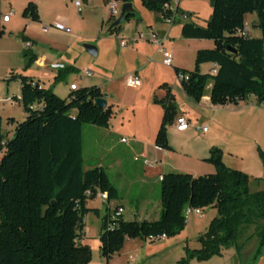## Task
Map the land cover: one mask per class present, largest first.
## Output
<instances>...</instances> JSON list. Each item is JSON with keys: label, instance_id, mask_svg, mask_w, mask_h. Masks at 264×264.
<instances>
[{"label": "trees", "instance_id": "obj_1", "mask_svg": "<svg viewBox=\"0 0 264 264\" xmlns=\"http://www.w3.org/2000/svg\"><path fill=\"white\" fill-rule=\"evenodd\" d=\"M168 1L142 0L156 14L163 11ZM210 3L212 14L207 26L192 21L182 26L184 38L214 41L213 48L197 51L192 70L175 67L177 75H185L181 79L185 93L200 102L212 77L213 105H238L250 95L259 104L264 103V0H210ZM179 9L187 12L180 6ZM254 13L261 37L242 33L246 15ZM22 15L33 21L41 20L34 1L27 3ZM136 17L133 10L124 21ZM120 26L110 28L109 32L114 33ZM4 33L5 23L0 16V36ZM22 40L27 42L29 38L23 35ZM22 56L26 71L37 54L29 48L23 50ZM209 62L218 65L216 74L201 71L200 65ZM10 74V79L21 82V96L15 100L21 102L27 117L17 122L13 136L7 139L0 116V264H89L92 248L80 238L89 213L101 217L100 252L109 261L129 238H169L180 234L187 225V210L207 207H215L218 213L200 237L202 248H187V258L178 264H189L194 257L207 260L221 255L223 248H240L239 240L251 225L255 226L258 238L252 256H263L264 191H251V176L228 166L220 147H212L205 159L215 166L213 173L195 176L172 171L162 175L159 218L125 219L123 214L115 215L122 206L111 210L109 205L110 201L120 199V193L106 169L103 166L85 169L84 125L109 127L114 115L113 105L103 108L95 103L104 96L102 89L97 85L84 86L72 90L67 99L23 72ZM155 101L164 108L155 145L173 150L167 131L177 115L174 97L168 93ZM259 155L264 163V151L260 150ZM98 192L108 196L104 215L100 209L88 206Z\"/></svg>", "mask_w": 264, "mask_h": 264}, {"label": "rangeland", "instance_id": "obj_2", "mask_svg": "<svg viewBox=\"0 0 264 264\" xmlns=\"http://www.w3.org/2000/svg\"><path fill=\"white\" fill-rule=\"evenodd\" d=\"M33 1L37 3L38 0ZM44 1L45 24L50 25L51 28L47 34H42L38 26H33L30 29L39 38L37 45L38 47H47L50 44L60 46L63 53L66 54V58L73 59L71 64L77 67L75 69L70 67L67 70H58L57 76L59 77L53 79L55 85H51L49 88H52L55 93L58 92L61 97L68 99L72 91L71 81L75 82L79 88L87 85H99L103 88L104 93L109 95L113 104L114 115L109 127H100L93 124H85L83 127L85 169L96 166H103L106 169L111 180L119 189L120 199L118 201L128 208L125 214L126 217L136 218L132 212L136 207L146 204L147 201L153 206L159 205L161 201V180L159 177L164 168L158 162L156 166L145 165L138 149V136L140 133L148 136L151 125L158 118L152 105L156 103L157 96L162 93L159 85L163 82H169L175 88L179 112L184 109L189 111L191 109V111L194 110L209 118L211 116L215 117L214 121L210 122L209 133L206 132V134L214 135L213 138L218 147L226 152L237 153V156L233 157V161L227 154L228 164L233 163L238 166V169H247L252 172V175L259 177L258 180H255V177L251 178V191L264 190V179H262L264 178V163L259 155L260 150L264 151V125L261 127L260 125L251 126V124L243 125L245 115H240L242 119H238L236 118L237 113L233 115L230 112L234 104H232L233 106H223L219 112L194 106V102L192 103L184 94L182 88L178 87L177 76L174 71L175 66H182L185 69L195 67V57L190 47L174 45V48H170L174 51L172 66L165 65L162 55H157L150 64L145 76H141L144 85L140 88L130 87L126 84L125 77L137 64L136 53L129 47L120 49L119 40L114 33L110 34L109 32V28L120 15L122 5L118 7L119 15L115 17L116 19L111 18L103 22L106 13L109 11V1L111 0H90L89 5L86 0H82V11L78 10L74 0ZM6 2L5 0L0 1V16L2 17L12 7L14 10L11 15L12 22L14 20L18 21L17 10L22 0L10 1L11 5ZM183 2H186L185 6L198 8V17L179 21L176 24L192 21L200 26H207L212 13L210 0H183ZM132 3L137 13V18L134 19L138 20L141 18V14H144V23L154 20L156 13L146 8L142 0H133ZM61 14L68 15L78 21V28L68 26L71 28L72 34L60 32L53 28L54 20ZM254 15L256 14L254 13ZM253 20V18L248 20L249 34L257 37L255 34L259 31V37H261L262 32L255 28L256 21ZM19 34L12 36L9 33L3 38L11 40L9 46L0 44V66L7 49H11L12 64L15 68L22 64V55L19 49L22 47L23 42ZM0 38L2 37L0 36ZM86 44L95 45L98 50L100 48V52L97 55L89 53L85 47ZM177 55L181 57V63L176 61ZM209 68L210 65H206L203 70ZM37 69L40 68L37 67ZM84 69L92 70L93 74L84 76ZM7 75L6 69L0 67V97L3 96L5 91L2 83L8 82V78L6 80ZM68 78H70L69 82H67ZM212 82L213 78L210 77L209 86ZM241 102L242 105L255 104L257 99L254 95H250L247 100ZM1 103L4 102L0 100ZM262 104L264 106V103ZM7 112L8 114H14L19 120L23 118V109L19 103H16V105L10 104L4 114H7ZM255 122L258 123V119ZM4 132L7 134L6 138L8 139L9 128L6 127V122L4 123ZM204 135V133L197 131L196 134H190L186 138L176 136L173 139L181 147L187 144L197 146L204 142ZM123 138L128 142L123 141ZM137 157L139 159H136ZM173 158V164L176 166L174 168H183L188 164L186 156L182 154H174ZM213 172L204 171L201 175ZM98 204L99 199L89 200L90 206ZM103 204L107 205L106 202H103ZM110 207L113 210L115 206L110 205ZM215 213L213 207L205 208L202 216L191 212L187 215L188 221L185 229L180 234L167 238V240L158 239L153 242H146L144 239L139 238L143 245L152 247L154 250L162 246L166 247L159 250V252H151L149 255L144 252L136 257L137 242H128L123 250L116 253L109 261L104 258L100 252L99 240L101 217L96 216L94 213L86 215L85 228L80 233V238L83 243L88 242L92 248L91 264H126L128 260L130 264H178L181 259L187 258V248H202L200 237L208 231L213 217L217 216V214L214 216ZM254 233L255 226L251 225L244 231L239 240L240 248L236 246L223 248L221 255H214L207 260H199L194 257L190 259L189 264H261L262 257L252 256L258 243V238ZM131 254L134 259L129 257Z\"/></svg>", "mask_w": 264, "mask_h": 264}, {"label": "crops", "instance_id": "obj_3", "mask_svg": "<svg viewBox=\"0 0 264 264\" xmlns=\"http://www.w3.org/2000/svg\"><path fill=\"white\" fill-rule=\"evenodd\" d=\"M10 1H16V0H7V2L5 0L6 3L11 5ZM30 1H33V0H22L21 4L19 5V9L17 10V15H18L17 17L19 18V20L18 21L14 20L12 22V18L10 17L9 21L5 23V33L3 36H1L2 38H0V44H2L4 46H9L11 39H3L4 37L7 36V34L10 33V35L15 36L16 34L20 33L19 35L21 37V40H22V36L25 35L29 38V42L32 43L31 50L35 54H37L36 61L26 71L23 70L24 65H25V59L23 56H22V64L20 66L15 68V66L12 64L11 49H7L6 55L4 57H2V65L0 67H4L6 69V73H8V75L6 76V80L8 78V82L6 81V82L2 83L3 88H5V91L3 93V96L0 97V100H2V102H4V103L0 104V116L2 118L3 129H4V123L5 122H6V127L9 128V133H8L9 138H11L13 136L17 122H20V121H22L21 119H25L27 117V114L25 113L21 102L18 100H15L16 99L15 97L20 98V96H21V82L19 79H10L9 75H10L11 71L23 72L24 74L33 77L35 79V81H38L41 84L42 87L49 88V86L55 85L53 83V79L55 77H57V72H58V71H53L50 69L49 64L51 62H63L66 64L67 69L70 67H72L74 69L77 68V67H74L73 64H71L73 59H67L66 58V54L63 53V50L60 46L50 44L47 47H38L37 44L39 43V40H38L39 38H38V36L34 35L30 31V29L33 26H38L40 28V31L42 34H47V33H49L51 26L45 24V15H44V10H43V4L45 2L44 0H38L37 1L38 6H39V10H40V16H41L40 21H33L29 18L23 17V15H22L23 9L27 5V3ZM86 1L88 2V5H89L90 0H86ZM111 1H115V0H111ZM111 1H109V3ZM117 2L119 3V5L123 4V2H121V1H117ZM185 3L186 2H183V0H181L179 6L183 10L192 13L191 19H196V17H198L197 16L198 15V8H196L194 6H185ZM10 11H14L12 7H10L9 10L6 11L4 14L9 13ZM81 11H82V9H81ZM207 11H208V7H207ZM252 18L254 19L253 21H256L255 28L260 30V28L257 24V17L254 14H247L246 15L245 27L249 29V27H247L248 20H251ZM109 19H110V17H109V11H108L106 13L104 19H103V22L108 21ZM144 19H145L144 14H141L140 19L136 20L133 18V19L127 21L126 23L123 22L121 24L120 28L114 32L115 37L119 40L120 49H126L127 47H129V48H131V50L133 52L136 53V61H137L136 63L137 64H136L135 68H133V70L129 71V73L135 72L136 74H138L141 81H142L141 76L144 77L146 72H148V70H149L148 68H149L150 64L152 63V61H154V59L159 54H161L163 57V52L159 49L158 46L151 44L149 41L138 39L137 33L140 31L148 32L150 30H153V31L158 32L161 36L166 38L165 42H164V47L169 49V50H171L170 48H174V45L175 46L186 45V46L190 47L195 59H196V53L199 49L213 48L214 47V41H212V40L197 39V38H184L182 36L183 23H179V24L164 23L163 21H161L159 19L158 14H156V17L151 22L144 23ZM55 21L62 22L65 25L70 26V27L75 26L76 28H78V26H79V25H77L78 21L76 19H73L70 16L65 15V14L58 15L57 18L54 20V22ZM53 28L57 31L67 33L65 31H61V30L56 29L54 26H53ZM132 30H133V32H132ZM145 30H147V31H145ZM109 31H110V28H109ZM249 31H250V29H249ZM67 34H72V32L67 33ZM110 34H113V33H110ZM255 35H257V37H259V35H260L259 31ZM74 36H76V35H74ZM22 42H23V45L19 49V52L21 55H22L23 50L27 49L26 48V42L23 40H22ZM123 42L125 43L124 46L122 45ZM99 52H100V48L98 50V53ZM172 52H173V56H174V51H172ZM175 59L177 62H180V63L182 61L181 57L178 55L176 56ZM214 64L215 63H213V62L203 63L200 65V69L203 73H211L210 70L212 69ZM206 65H210V68L207 70H203L204 66H206ZM194 66H195V64H194ZM37 67H39L40 69H37ZM175 67L182 68V66H175ZM175 67H174V71H175ZM187 69L192 70L193 68H187ZM91 72L93 74L92 70H91ZM175 74H176V72H175ZM176 76H177V74H176ZM69 81H70V78L67 79V82H69ZM176 82H177L178 87L182 88V90L184 91L181 80L178 78V76L176 78ZM71 84H76V83L71 81L70 85ZM142 85H144L143 81H142ZM97 86H99V85H97ZM211 86H212V83H210V86L209 85L207 86L206 91H209V92H205V95L203 96V98L201 99L200 102L193 101L185 93V91H184V94L187 96L188 99L191 100L192 103L194 102L193 103V104H195L194 106L200 107V108H209L210 110H216V112H219L223 106H215L211 103ZM77 87L79 88L78 85H77ZM99 87L101 88V86H99ZM159 87H160V91L162 93H160V96H157V99H163L167 96L168 93H170L174 97V102H175V105L177 108V115L175 117V120L171 125L168 126V131H167L169 143L172 146L173 150L162 149V148H159L155 145V138H156L157 132H158L160 125H161V122H162V118L164 115V108L160 104L154 103L152 105L153 111H155L157 113L158 118L151 125V127L149 129V135L148 136H144L145 134L143 135L142 133H140L138 136V149L140 151V155L141 156L145 155L151 161H153L154 162L153 166H156L157 162L160 163L161 166H163V168H164L161 175L167 173L168 171H179V172L180 171H187L189 173H192L195 176H199L202 173H204V171H208V172L215 171L214 165L205 160L206 158H208L210 156L211 148L214 146L218 147V145L216 144L217 142H215V140L213 138L214 135H212V134L207 135L206 133H204L205 134L204 135L205 136L204 142L200 143V145H197V146L193 145V144H187L186 146L181 147L180 145H177L173 139L176 136L186 138L190 134H196V132H197L196 126L197 125H208V127H209L208 131H210V122H213L215 117L211 116V118H209V117L204 116V115H202V114H200L194 110L191 111V109H190V111L188 109H184L182 112H179L178 111L179 108H178L177 102H176L177 98H176L175 88L171 84H169V82H163L159 85ZM101 89L104 93L103 88H101ZM56 93L59 94L58 92H56ZM107 101H108V105H113L110 101V97L107 98ZM16 103L21 104L22 109H23V112H22L23 118H21L20 120L18 118H16V116H14V114H8V112H7V114H4V111L8 108V106H10V104L16 105ZM192 103H190V104H192ZM229 105H232V104H228V105H224V106H229ZM230 112L233 115H234V113H237L238 115H236L237 116L236 118H238V119H242V117H240V115H245V118H244L245 120L242 122L243 125H246V124L247 125L251 124V126L252 125L259 126L260 125V127L262 125H264V106H263V104H259L258 102H256L255 104H249V105H242V102H240L238 105H234L233 109H231ZM183 116L188 118V120L190 122V127H189V129L179 131L176 128V125H177L178 119L180 117H183ZM9 118H13V121H9L8 120ZM256 119H258V123L255 122ZM234 120H236V119H234ZM136 135H138V134H136ZM222 150H223L224 162L228 166L238 169V166H235V164H233V163L228 164V162L226 160L227 154H228V156H230L232 161H233L234 160L233 157L237 156V153H235V152L228 153L224 149H222ZM174 154H182V155L186 156V161L188 162V164L183 168H174V167H176V166H174L175 164H173L174 163L173 162L174 161V158H173ZM240 170H242V169H240ZM242 171L248 173L251 176V178L255 177L256 178L255 180H258V178H259L257 176L252 175L251 174L252 172L247 170V169H243ZM159 179H160V177H159ZM262 179H264V178H262ZM250 183H251V181H250ZM261 190L264 191L263 189H261ZM261 190H257V191H261ZM94 199H99V204L95 205V206H90L89 202H88V206L92 207V208L100 209L101 215H104L106 212L107 205L105 206L103 204V201L101 200V198L98 195ZM115 201L114 200L110 201L109 205H111V206H117V205L122 206L124 208L123 215H124L125 219H128V220H133V219L155 220V219L159 218V216H160L161 201H160L159 205H157V206H153L150 204L149 201H147L146 204H143L141 206L136 207V209L132 212V214L136 218L126 217L125 214L128 211L127 206H125L123 203L119 202L118 200H115ZM100 204H102L103 207L100 206ZM213 208H215V207H213ZM215 211H216V213L214 214V216L218 213L216 208H215ZM100 230H101V226H100ZM99 235H100V232H99ZM158 239L167 240V237H160V238H157L154 240L148 238V239H144V240L146 242H153V241L158 240ZM128 242H137L138 245L135 248L136 257H138V255L140 253L146 252V255H149L151 252H154V251L159 252V250H163L166 248L165 246H162V247H159V248L154 250V249H152V247H147V246L143 245V243L140 241L139 238L127 239L123 248L128 244ZM86 244H89V243L87 242ZM123 248L121 249V251L123 250ZM120 252H118V253H120ZM129 257L131 259H134V256L132 254ZM139 258H140V256H139ZM137 260H138V258H137ZM261 260H262L261 264H264V255L262 256ZM89 264H91V263H89ZM126 264H130V261L128 260L126 262Z\"/></svg>", "mask_w": 264, "mask_h": 264}, {"label": "built area", "instance_id": "obj_4", "mask_svg": "<svg viewBox=\"0 0 264 264\" xmlns=\"http://www.w3.org/2000/svg\"><path fill=\"white\" fill-rule=\"evenodd\" d=\"M181 0H169L165 5H164V9L163 11H161L158 16L159 19L161 21H163L164 23L167 24H173L175 23L177 20L180 21H186V20H190L191 16L187 13L184 12L182 10L179 9V4H180ZM75 5L77 6L78 10L81 11L82 9V0H74ZM118 7H119V3L115 0V1H111L109 3V17L110 18H115L117 15H119V11H118ZM13 14V11H10L7 14L3 15V22L6 23L9 21L11 15ZM53 26L61 31H65L67 33H71L72 30L70 27H68L67 25H65L62 22L59 21H55L53 23ZM243 34H248L249 33V29L245 28L244 31L242 32ZM138 39H142V40H147L150 43L156 45L159 47V49L163 52V63L167 66H172L173 65V60H174V56H173V52L167 48L164 47V42H165V37L161 36L158 32L150 30L148 32H143L140 31L137 33ZM122 45L124 46L125 43L123 42ZM32 43L27 41L26 42V48L27 49H31ZM49 67L51 70L53 71H58V70H63L66 68V64L63 62H51L49 64ZM218 70V65L215 63L214 66L212 67V69L210 70L211 74H216ZM83 75L84 76H91L92 72L89 69H84L83 70ZM178 78L181 80L185 77L184 74L180 73L179 75H177ZM126 80V84L130 87H134V88H139L142 86V81L140 79V77L138 76V74H136L135 72L129 73L126 75L125 77ZM77 85L76 84H71V89L75 90L77 89ZM190 127V122L188 120V118L186 117H180L178 119L176 128L179 131L182 130H186L189 129ZM209 127L208 125H197L196 126V130L200 133H206L208 131ZM123 141H126L125 138L122 139ZM128 142V141H126ZM144 159V163L146 166H153L154 162L151 161L147 156L143 155L141 156ZM136 159H139L138 157ZM162 175L160 176V179H162ZM101 200L103 202L107 203L108 200V196L107 193L104 192H98L97 194ZM203 210L204 209H192L189 208L187 210V215L190 214L191 212H195L198 213L199 215H203ZM124 213V208L123 207H118V210L115 212V215H119V214H123ZM165 237V236H162ZM160 238V237H159ZM149 239H157V238H149Z\"/></svg>", "mask_w": 264, "mask_h": 264}, {"label": "water", "instance_id": "obj_5", "mask_svg": "<svg viewBox=\"0 0 264 264\" xmlns=\"http://www.w3.org/2000/svg\"><path fill=\"white\" fill-rule=\"evenodd\" d=\"M134 10L133 3L132 2H126L122 4L121 12L119 17L113 22L110 28H114L120 24H122L125 20V16L128 12H132ZM87 51L93 55H97L98 53V48L95 45L91 44H86L85 45ZM109 95L107 93H104L103 97L97 98L95 103L100 106V107H107L108 106V101L107 98Z\"/></svg>", "mask_w": 264, "mask_h": 264}]
</instances>
